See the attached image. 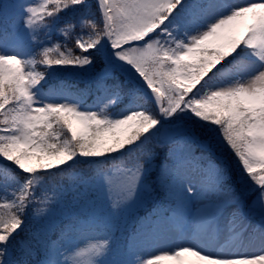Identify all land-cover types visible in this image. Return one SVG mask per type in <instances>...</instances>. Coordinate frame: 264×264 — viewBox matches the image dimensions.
I'll use <instances>...</instances> for the list:
<instances>
[{"label":"snow or ice","instance_id":"obj_1","mask_svg":"<svg viewBox=\"0 0 264 264\" xmlns=\"http://www.w3.org/2000/svg\"><path fill=\"white\" fill-rule=\"evenodd\" d=\"M0 264H264V0H0Z\"/></svg>","mask_w":264,"mask_h":264}]
</instances>
